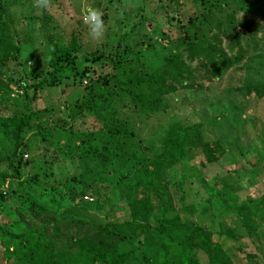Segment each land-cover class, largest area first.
Here are the masks:
<instances>
[{
	"label": "rangeland",
	"instance_id": "1",
	"mask_svg": "<svg viewBox=\"0 0 264 264\" xmlns=\"http://www.w3.org/2000/svg\"><path fill=\"white\" fill-rule=\"evenodd\" d=\"M155 4L166 8L157 10ZM88 7L103 11L100 39L92 38L81 19ZM196 10L191 0H51L47 10L34 7V0H0V115H33L14 153L12 142L0 135V172L5 173L0 178V264H27L32 249L39 261L42 254L56 258L60 253L63 264H75L71 240L79 224L130 219L119 182L161 154L165 132L174 123H199L206 143L192 160L165 167L174 205L169 215L210 231L230 264H264V48L254 51L249 45V55L218 78L195 73L200 86L175 85L164 95L165 113L143 116L123 95L107 111L71 115L102 82L113 83L107 54L119 53L125 44L144 48L137 52V65L147 71L160 64L164 47L184 55L181 37L208 29L187 21ZM245 13L247 23L264 34L262 7ZM221 41L226 54L233 53L231 41ZM61 47L70 56L60 59L51 81L45 74L47 54ZM248 84L257 87L245 90ZM117 121L132 128L142 152L71 156L75 136ZM10 159L21 161L18 177L11 174ZM254 204L259 209L250 216ZM159 221V213H149L150 225ZM194 253L197 264L206 263L203 251Z\"/></svg>",
	"mask_w": 264,
	"mask_h": 264
},
{
	"label": "trees",
	"instance_id": "2",
	"mask_svg": "<svg viewBox=\"0 0 264 264\" xmlns=\"http://www.w3.org/2000/svg\"><path fill=\"white\" fill-rule=\"evenodd\" d=\"M191 1L197 4V10L187 17V21L208 29L190 39L188 35L181 37L185 45L184 55L181 49L172 53L170 48L164 47L166 52L160 64L147 71L137 65L140 58L137 52L144 48L141 46L133 50L125 44L119 53L114 50L107 54L114 70L109 75L113 83L106 85L102 82L94 92L80 101L71 115L82 110L87 115L107 111L109 106L112 108L114 99L123 95H127L138 106L136 111L144 114L143 116L165 113L167 106L164 95L172 93L175 85L200 86L199 81L194 80L195 73L198 76L206 74L201 79L218 78L228 67L238 65L249 55L245 49L249 45L254 51L264 48V34H258V29L249 25L247 17H243L249 8L262 7L264 10V0ZM156 6L157 10L164 11L166 8L163 5ZM224 6L228 9L226 12L222 11ZM223 38L231 41L230 49L234 47L233 53L226 54L221 45ZM68 56L70 50L67 48L49 49L45 69L49 80H55L54 74L61 68L60 59ZM83 75L89 76L90 72L84 71ZM255 87L257 86L251 84L244 86L245 90ZM31 123L33 115L30 111L21 115H0V135L12 142V153L23 145L20 140L22 131ZM38 133L41 134V131ZM133 137L132 128L127 127L124 121H117L105 129L75 136L77 143L70 154L78 158L125 155L138 148ZM205 143L199 123L185 126L171 124L165 132L161 154L142 163L119 182L129 206L130 219L109 225L92 222L79 224L71 240V245L75 248V264H197L195 250L203 251L206 256L205 264H230L221 246L211 241L210 231L190 220L169 215L174 205L165 167L183 159L192 160L195 150ZM138 149L142 152L141 147ZM202 160L199 158V163ZM20 162L9 160L14 177L19 176ZM25 162L22 161V165ZM3 177L5 173L0 172V178ZM258 209L259 205L254 204L250 216H255ZM153 211L160 214V221L150 225L148 215ZM38 242L36 238L31 248ZM42 255V260L39 261L32 249L26 258L27 264H63L60 253L56 254V258Z\"/></svg>",
	"mask_w": 264,
	"mask_h": 264
},
{
	"label": "clouds",
	"instance_id": "3",
	"mask_svg": "<svg viewBox=\"0 0 264 264\" xmlns=\"http://www.w3.org/2000/svg\"><path fill=\"white\" fill-rule=\"evenodd\" d=\"M51 0H34V7L47 10ZM84 23L89 27V34L93 39H100L104 33L103 11L97 7L85 9Z\"/></svg>",
	"mask_w": 264,
	"mask_h": 264
},
{
	"label": "built area",
	"instance_id": "4",
	"mask_svg": "<svg viewBox=\"0 0 264 264\" xmlns=\"http://www.w3.org/2000/svg\"><path fill=\"white\" fill-rule=\"evenodd\" d=\"M83 17H84V15L81 16L82 21H84ZM84 198H85V197H84Z\"/></svg>",
	"mask_w": 264,
	"mask_h": 264
}]
</instances>
